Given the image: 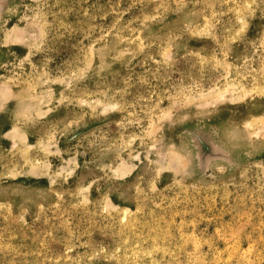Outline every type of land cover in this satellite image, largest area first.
I'll return each mask as SVG.
<instances>
[{"label": "rangeland", "instance_id": "1", "mask_svg": "<svg viewBox=\"0 0 264 264\" xmlns=\"http://www.w3.org/2000/svg\"><path fill=\"white\" fill-rule=\"evenodd\" d=\"M0 264H264V0H0Z\"/></svg>", "mask_w": 264, "mask_h": 264}, {"label": "bare ground", "instance_id": "2", "mask_svg": "<svg viewBox=\"0 0 264 264\" xmlns=\"http://www.w3.org/2000/svg\"><path fill=\"white\" fill-rule=\"evenodd\" d=\"M49 111V110H48ZM118 207V206H117Z\"/></svg>", "mask_w": 264, "mask_h": 264}]
</instances>
